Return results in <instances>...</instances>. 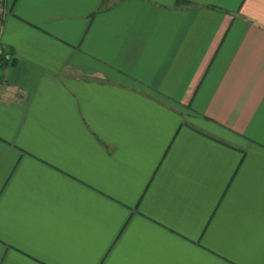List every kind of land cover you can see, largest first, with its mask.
Wrapping results in <instances>:
<instances>
[{"label": "crops", "instance_id": "1", "mask_svg": "<svg viewBox=\"0 0 264 264\" xmlns=\"http://www.w3.org/2000/svg\"><path fill=\"white\" fill-rule=\"evenodd\" d=\"M0 43V264H264V0H0Z\"/></svg>", "mask_w": 264, "mask_h": 264}, {"label": "built area", "instance_id": "2", "mask_svg": "<svg viewBox=\"0 0 264 264\" xmlns=\"http://www.w3.org/2000/svg\"><path fill=\"white\" fill-rule=\"evenodd\" d=\"M3 13H4V10L2 11V14H3ZM3 54H4V49H3V47H2V45H1V43H0V60L2 59Z\"/></svg>", "mask_w": 264, "mask_h": 264}]
</instances>
